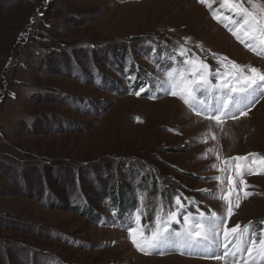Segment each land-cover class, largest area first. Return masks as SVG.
Listing matches in <instances>:
<instances>
[{"label": "rangeland", "instance_id": "1", "mask_svg": "<svg viewBox=\"0 0 264 264\" xmlns=\"http://www.w3.org/2000/svg\"><path fill=\"white\" fill-rule=\"evenodd\" d=\"M181 45L214 70L222 57L264 64L193 0H0V264H218L142 262L123 230L93 219L110 218L115 193L133 203L141 178L155 184L150 197L179 190L222 215V199L199 191L216 189L215 153L264 155V98L217 127L167 94L158 73ZM125 57L136 63L118 76ZM141 87L155 99L124 94ZM224 172L230 186L234 169ZM244 179L253 195L240 196L232 224L264 217V174Z\"/></svg>", "mask_w": 264, "mask_h": 264}, {"label": "snow or ice", "instance_id": "2", "mask_svg": "<svg viewBox=\"0 0 264 264\" xmlns=\"http://www.w3.org/2000/svg\"><path fill=\"white\" fill-rule=\"evenodd\" d=\"M213 2L215 0H198V3L208 7L212 18L240 44L264 58V0H219V9L212 8ZM188 39L185 38V43ZM166 59L171 61L162 69V83L168 89L167 94L179 99L195 116L214 121L217 127L228 119L237 120L247 116L251 108L264 98V70L261 68L240 65L222 57L220 67L224 70H214L182 45ZM157 67H160L159 63ZM144 91L145 88L141 87L134 94L140 96ZM212 139L215 140L216 136L213 135ZM201 142L208 141L205 139ZM214 152L211 147L206 149V153ZM215 155L216 160L221 161L219 153ZM201 158L207 156L202 154ZM222 162L226 169H234L235 172L234 177H228L229 191H223V176L213 178L218 183L216 191H199L213 199H222L225 204L223 215L211 209L207 213L201 211L197 202L188 197H183L184 203L180 194L174 198L175 205H170L167 210L163 205L157 208L155 226L150 229V234H145L141 223L145 197L141 196L142 206L130 216V223L126 226L132 245L146 255L157 251L163 255L172 250L181 255L214 259L220 264H264V227H260L258 232L254 231L256 222L252 221L229 226L234 209L240 206V193L245 199L253 195L246 191L252 186L247 184L244 176L264 174V155L249 153L228 157ZM209 167L218 172L225 171L215 163ZM237 181L241 186L238 192ZM233 194L235 204L231 199ZM189 206L196 207L195 214L188 210ZM259 223L264 224V221ZM175 224L181 225L179 231L173 229Z\"/></svg>", "mask_w": 264, "mask_h": 264}, {"label": "trees", "instance_id": "3", "mask_svg": "<svg viewBox=\"0 0 264 264\" xmlns=\"http://www.w3.org/2000/svg\"><path fill=\"white\" fill-rule=\"evenodd\" d=\"M145 181H146V179L143 180V178H141V180H140L141 186H144ZM108 199L110 200V204L112 205L113 209L118 208V209L125 211L127 209V207L129 206V205L125 204V202H123L120 199L118 193H115V195L110 196Z\"/></svg>", "mask_w": 264, "mask_h": 264}, {"label": "bare ground", "instance_id": "4", "mask_svg": "<svg viewBox=\"0 0 264 264\" xmlns=\"http://www.w3.org/2000/svg\"><path fill=\"white\" fill-rule=\"evenodd\" d=\"M227 39H229V37H227ZM234 50L237 51V52H239V50H238L236 47L234 48ZM259 64H260L259 67H261V69L264 70V64H263V62H260ZM166 102H169V105L164 106V109H165L166 112H167L168 109H170V105H171L172 107H174L175 104H178V103H176V102H175L174 100H172V99H171V101H166ZM174 108H175V107H174ZM192 118H193V117H192ZM194 119L199 120V119H197V118H193V120H194ZM140 258H141V261H142V262H145V263H146V262H147V259H148L149 257H143V256H140ZM174 258H176V257H174Z\"/></svg>", "mask_w": 264, "mask_h": 264}]
</instances>
